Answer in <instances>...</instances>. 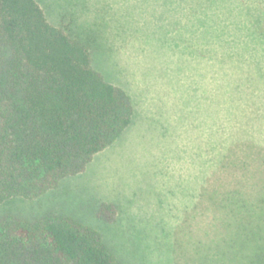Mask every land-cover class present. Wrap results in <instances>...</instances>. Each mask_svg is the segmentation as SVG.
Listing matches in <instances>:
<instances>
[{
  "label": "rangeland",
  "instance_id": "rangeland-1",
  "mask_svg": "<svg viewBox=\"0 0 264 264\" xmlns=\"http://www.w3.org/2000/svg\"><path fill=\"white\" fill-rule=\"evenodd\" d=\"M38 2L91 45L134 113L85 171L0 203V218L71 215L99 229L120 264H219L211 240L226 204L264 187V0ZM104 202L112 221L98 217Z\"/></svg>",
  "mask_w": 264,
  "mask_h": 264
},
{
  "label": "trees",
  "instance_id": "trees-1",
  "mask_svg": "<svg viewBox=\"0 0 264 264\" xmlns=\"http://www.w3.org/2000/svg\"><path fill=\"white\" fill-rule=\"evenodd\" d=\"M133 113L127 93L93 66L89 43L52 24L38 0H0V203L36 198L85 171ZM226 205L211 240L216 261L241 264L246 253V264H264V187ZM116 211L104 202L97 214L112 221ZM0 264L120 262L99 229L47 213L0 218Z\"/></svg>",
  "mask_w": 264,
  "mask_h": 264
}]
</instances>
